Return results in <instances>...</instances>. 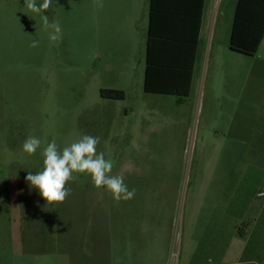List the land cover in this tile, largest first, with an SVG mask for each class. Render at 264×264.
Segmentation results:
<instances>
[{"label": "rangeland", "instance_id": "374dc122", "mask_svg": "<svg viewBox=\"0 0 264 264\" xmlns=\"http://www.w3.org/2000/svg\"><path fill=\"white\" fill-rule=\"evenodd\" d=\"M236 3L207 0L215 48L206 22L180 102L144 91L149 0H52L44 15L58 41L25 0H0V264H29L18 183L42 170L47 144L62 151L83 135L100 138L112 175L136 179L135 201L165 230L167 264H264V52L229 49ZM29 136L41 141L33 155L22 150ZM43 226L33 250L53 252L52 221Z\"/></svg>", "mask_w": 264, "mask_h": 264}, {"label": "crops", "instance_id": "0c3cea01", "mask_svg": "<svg viewBox=\"0 0 264 264\" xmlns=\"http://www.w3.org/2000/svg\"><path fill=\"white\" fill-rule=\"evenodd\" d=\"M213 17L214 12H207L205 0L198 54L206 22L209 24L207 50L210 56L214 51L216 15ZM220 49L221 46L216 51ZM260 50L264 52V39L257 54ZM196 64L197 59L195 67ZM123 176L129 190L135 189L136 196V179ZM25 183H18L22 210L19 234L22 235V256L29 264H40V258L41 264L44 261L50 264H167L165 230L160 225L153 230L146 214L149 203L144 199L135 201L134 196L128 201H116L105 188L94 187L90 176H79L67 183L70 195L63 203L47 205L38 190L26 187ZM1 207L0 204V220L4 217ZM49 221H52L53 233L48 242L54 241V250L34 252L35 245L43 241L40 236L45 232L43 224Z\"/></svg>", "mask_w": 264, "mask_h": 264}, {"label": "trees", "instance_id": "16d2710c", "mask_svg": "<svg viewBox=\"0 0 264 264\" xmlns=\"http://www.w3.org/2000/svg\"><path fill=\"white\" fill-rule=\"evenodd\" d=\"M205 0H149L144 91L148 94L189 96L198 54ZM264 39V0H238L230 50L255 56ZM106 99L125 93L102 90Z\"/></svg>", "mask_w": 264, "mask_h": 264}, {"label": "clouds", "instance_id": "9594fccd", "mask_svg": "<svg viewBox=\"0 0 264 264\" xmlns=\"http://www.w3.org/2000/svg\"><path fill=\"white\" fill-rule=\"evenodd\" d=\"M52 0H25V8L41 16L42 25L45 29H52L50 40L58 41L62 30L57 22H50L49 17L44 15L50 8ZM103 6L102 4L100 5ZM38 41L33 40L31 47H37ZM100 138L93 135H83L82 138L66 146L62 151L55 141L47 144L43 149V168L38 172L29 171L26 181L30 187L38 190L40 196L47 205L63 203L70 195L67 183L73 179V174H87L91 177L96 188H105L112 194L116 201H128L134 198L135 189L129 190L123 175H112L113 162L105 159L103 152H97ZM41 144L35 136L27 137L22 150L28 155L37 152Z\"/></svg>", "mask_w": 264, "mask_h": 264}, {"label": "built area", "instance_id": "2783aa9c", "mask_svg": "<svg viewBox=\"0 0 264 264\" xmlns=\"http://www.w3.org/2000/svg\"><path fill=\"white\" fill-rule=\"evenodd\" d=\"M258 197H264V191H262V192H260L259 194H258Z\"/></svg>", "mask_w": 264, "mask_h": 264}]
</instances>
